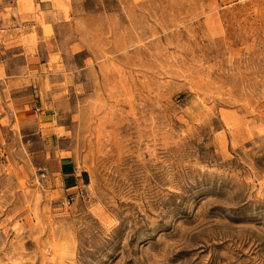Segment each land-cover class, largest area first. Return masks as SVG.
Wrapping results in <instances>:
<instances>
[{"label": "rangeland", "instance_id": "rangeland-1", "mask_svg": "<svg viewBox=\"0 0 264 264\" xmlns=\"http://www.w3.org/2000/svg\"><path fill=\"white\" fill-rule=\"evenodd\" d=\"M50 5L0 0V264H264V0ZM28 14L41 139L5 35ZM52 149L76 195L50 183Z\"/></svg>", "mask_w": 264, "mask_h": 264}, {"label": "crops", "instance_id": "crops-1", "mask_svg": "<svg viewBox=\"0 0 264 264\" xmlns=\"http://www.w3.org/2000/svg\"><path fill=\"white\" fill-rule=\"evenodd\" d=\"M28 1H32L33 5L38 7L39 12L36 11V14L40 20L41 10L46 13L51 6V0ZM5 35L7 37L11 36V39L16 36L18 39L17 45L11 49L15 48V55L22 62V80L34 91L30 108L28 110H18L19 115H22L20 120L34 123L41 139L42 82L47 77L44 72L47 61L41 57V23L29 14L25 20H21V15H17L15 20H12V26L6 31ZM49 140L52 142V137ZM39 154L41 155V150H39ZM47 157L49 159L47 161V175L56 193L61 196L76 195L75 193L82 187L83 175L77 169L75 162L67 155H58L54 149L47 152Z\"/></svg>", "mask_w": 264, "mask_h": 264}]
</instances>
